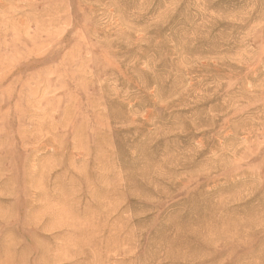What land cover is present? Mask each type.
Returning a JSON list of instances; mask_svg holds the SVG:
<instances>
[{"label":"rangeland","instance_id":"374dc122","mask_svg":"<svg viewBox=\"0 0 264 264\" xmlns=\"http://www.w3.org/2000/svg\"><path fill=\"white\" fill-rule=\"evenodd\" d=\"M0 264H264V0H0Z\"/></svg>","mask_w":264,"mask_h":264}]
</instances>
